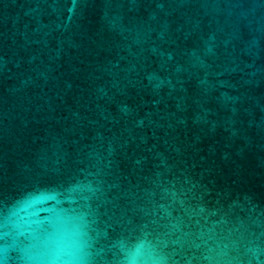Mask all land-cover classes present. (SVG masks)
Segmentation results:
<instances>
[{
	"label": "water",
	"instance_id": "95a60500",
	"mask_svg": "<svg viewBox=\"0 0 264 264\" xmlns=\"http://www.w3.org/2000/svg\"><path fill=\"white\" fill-rule=\"evenodd\" d=\"M0 264H264V0H0Z\"/></svg>",
	"mask_w": 264,
	"mask_h": 264
}]
</instances>
